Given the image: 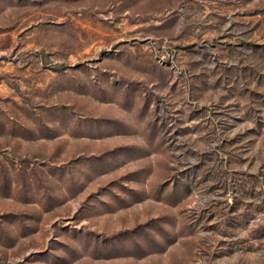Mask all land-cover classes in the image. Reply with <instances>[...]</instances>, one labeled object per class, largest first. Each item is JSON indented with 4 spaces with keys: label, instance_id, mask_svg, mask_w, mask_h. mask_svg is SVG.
<instances>
[{
    "label": "rangeland",
    "instance_id": "374dc122",
    "mask_svg": "<svg viewBox=\"0 0 264 264\" xmlns=\"http://www.w3.org/2000/svg\"><path fill=\"white\" fill-rule=\"evenodd\" d=\"M0 264H264V0H0Z\"/></svg>",
    "mask_w": 264,
    "mask_h": 264
}]
</instances>
